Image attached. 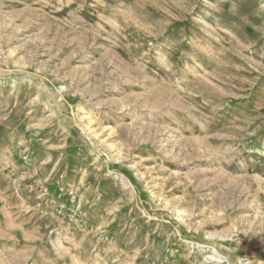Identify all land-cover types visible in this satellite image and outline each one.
<instances>
[{"label": "rangeland", "instance_id": "obj_1", "mask_svg": "<svg viewBox=\"0 0 264 264\" xmlns=\"http://www.w3.org/2000/svg\"><path fill=\"white\" fill-rule=\"evenodd\" d=\"M0 264H264V0H0Z\"/></svg>", "mask_w": 264, "mask_h": 264}]
</instances>
